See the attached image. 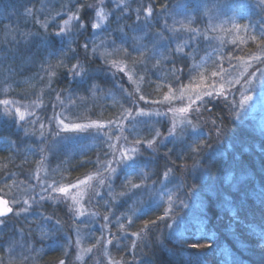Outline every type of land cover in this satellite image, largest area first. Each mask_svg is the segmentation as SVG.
<instances>
[{
	"label": "rangeland",
	"instance_id": "1",
	"mask_svg": "<svg viewBox=\"0 0 264 264\" xmlns=\"http://www.w3.org/2000/svg\"><path fill=\"white\" fill-rule=\"evenodd\" d=\"M131 1L105 0L104 4H100V0H0V87L4 88L9 81L12 85L15 84L13 82L18 81L21 73L28 72L33 77L34 72L43 64L42 69L47 77L46 88L43 89L46 91L50 87L55 94L48 106L35 99L23 102L10 98L2 100H8V104L0 102L2 113L7 114H0V119L10 116L18 125L26 123L25 126H29L26 131L29 134L25 136L36 137L37 144L28 152H34L41 162L31 166L29 172L33 174H29L25 180V194L6 199L14 211L8 217H3L6 223L0 228L2 264H9L10 261L11 264H42L46 253L52 250L63 254L65 264H110L106 257L109 246L106 242V223L99 224L103 234L93 242L91 238H95L93 230L98 217L96 200L99 195L126 172L136 174L130 175L131 180L143 172V162L136 169L125 163L118 166L115 162L120 160L123 149L135 147L134 141L142 140L138 133H134V138H127V130L138 131L145 126L148 130L146 136L151 139L155 134L154 130H159L167 136L168 129L175 122L179 133L184 127L181 121L187 114L170 109L186 106L187 95L191 91L200 90L196 89V85L201 82V76L204 77L203 82L208 84L215 82L219 85L221 82L235 79H239L240 83L231 85L227 99L223 96L213 98L210 104L200 108V114H191L190 118L197 128L189 131L200 133L198 137L193 136V140L202 141L208 138L209 134L217 138L210 121L216 118L218 113H215L220 107L231 121L254 122L256 127L264 129V104L260 102L261 96L264 95V77L256 73L251 87L244 81L255 67L264 69V64L252 61V66L246 67L243 61L232 58L243 57L247 60L251 55L260 54V48L249 37L261 36V30L264 29V0H171L170 9L154 11L148 20H145L142 13V26L137 27V22L130 24L129 31H125L129 32L127 37L116 31L113 37L104 39V34L110 29L109 22L114 11L122 10L123 15L128 16ZM78 7L81 9L79 15L85 21L99 19L96 12L101 7L106 13L111 12L105 22L106 30L94 31L90 26L86 30H79L77 22L73 21L69 25L73 33L70 38L53 36L52 33L58 31V26L68 18L66 13L76 12ZM29 9L32 10L31 14ZM134 12L136 13L135 9ZM38 21L47 23V30L42 28ZM145 31L149 33L146 38ZM133 37L137 39L134 40ZM47 39L58 41V44L65 46V53H61L64 59L67 58L65 60H71L77 49L76 45L82 48L81 45L89 43L88 51H92L91 46L95 44L99 54H104L100 56L101 59L114 60L120 67L127 66L126 70L121 72L104 60L100 72L97 73L107 76L109 86L99 95L91 94L92 91L87 88L86 83L93 81L87 78V74L74 76L69 73L68 81H62L52 87L53 71L47 70L43 62L51 50L50 46L46 45ZM112 40H115V44ZM234 40L236 43H233ZM133 43L140 52L132 51ZM249 46H253V49L250 50ZM126 47L130 55L122 50ZM82 54L86 56L84 52ZM133 58L137 61L135 65L132 63ZM229 61L236 67H230ZM80 63L83 64L82 61ZM221 66L226 73L223 79L212 77L213 72L221 71ZM184 67L186 68L183 72ZM177 69H182V72H177ZM152 73L155 75L153 79ZM177 77L180 84L189 87L182 89L177 83ZM150 85L154 88L149 89ZM225 87H229L227 83ZM3 92V95L8 94L9 90ZM182 92L184 96L180 99ZM244 95L252 96V100L241 108L239 105ZM140 96H143L144 100H140ZM165 96H175L178 99L165 100ZM109 103L110 107L106 108ZM17 108L25 113L24 120L19 118ZM205 108H211V112L205 111ZM129 109L132 116L124 119L126 110ZM138 109H143L149 115H138ZM115 110H120V113L113 122L95 117L105 116L107 113L110 116ZM230 111L239 112L240 118H235ZM97 123L100 127L95 126ZM73 124L87 127L79 130L65 127ZM228 141L222 133L218 141L214 142V148L222 149L223 142L228 144ZM182 145L178 140L176 143L166 141L164 145L157 141V145H154L156 151L153 152L142 144L139 146V152L142 153L139 160L143 155L148 159H167L165 153L169 149L174 153L179 151ZM95 148L101 149L105 158H95L92 162L95 164L94 168L87 176L60 185L58 177L67 171L68 165L74 162L76 156ZM213 152L211 149L204 152L198 158L199 163L203 156ZM108 161H113L112 167L117 168L116 173L112 175L105 170ZM196 161L189 162L188 165L184 162L179 164L188 166L187 169L182 168L185 175L194 174L199 165ZM81 180L85 183L75 188L70 187L68 194L52 191L53 187H69L77 185ZM101 180L103 184L100 183ZM16 188L18 192L19 186ZM182 191L181 198L186 203L189 202L193 192L185 195L183 188ZM23 208L28 210L21 211ZM17 212L20 214L16 215ZM47 217H51V220L46 219ZM57 220L60 221L59 225L56 224ZM76 228L80 230L78 237ZM88 248H92V252L86 251Z\"/></svg>",
	"mask_w": 264,
	"mask_h": 264
},
{
	"label": "trees",
	"instance_id": "2",
	"mask_svg": "<svg viewBox=\"0 0 264 264\" xmlns=\"http://www.w3.org/2000/svg\"><path fill=\"white\" fill-rule=\"evenodd\" d=\"M149 2L153 4L155 11H161L165 5L167 9L171 8V0H132L128 16H124L122 10L114 11L109 22L110 29L107 35L104 34V39L113 37L119 28L129 31V25L135 24L134 9L142 8ZM140 25L142 26L141 22L136 24L137 27ZM47 40L46 45L51 50L43 62L47 70L53 71L52 87L69 80V72L64 65L70 68L77 61H82L88 70L87 78L93 80L92 83H86L91 94L99 95L102 90L108 89L107 76L97 73L100 72L101 63L106 61L100 58L99 50L96 53L91 50L85 52L76 45L77 52L68 61L61 56V53H65V46L58 44V41ZM119 43L124 45L123 42ZM252 47L249 46V49L252 50ZM83 52L86 56H83ZM42 66L34 72L33 77L28 72L21 73L18 81L13 82L15 84L12 85L9 81L4 88L0 87V102L10 98L23 102L35 99L48 106L55 94L50 87L46 91L43 89L46 88L47 77ZM152 75L151 78H155L154 73ZM151 87L154 88L150 85L149 89ZM6 89L9 92L3 95V90ZM110 105L109 103L106 108ZM119 113L120 110H115L110 116L107 113L105 116L95 117L113 122L117 120ZM0 114L7 115L2 113L1 106ZM215 114L229 143L223 142L222 149H217L214 148V142L218 138H214L213 134L202 140L209 145L203 153L210 149L214 152L200 159L193 175H185L179 164L184 162L188 165L201 156L189 158L190 153L183 144L179 151L172 152L167 159L141 156L143 172L131 181L136 184L144 182L146 188L129 192L130 185L126 183V179H131L130 175L136 174L128 171L117 177L112 186L99 195L96 200L98 217L93 230L95 238L92 236L91 241L103 234L99 224L106 223L107 239L114 237L106 256L110 264H264V246H261L260 240V234L264 231V129L256 127L254 122L231 121L221 107ZM12 118L9 116L0 119V195L5 199L24 195L25 180L33 174L29 172L31 166L41 164L34 152H28L37 144L36 137L25 136L29 134L26 132L29 126H25L26 123L18 125ZM147 131L145 126L138 131L127 130V138H134V133H138L140 139L148 140L150 136H146ZM98 149L78 154L74 162L68 165L67 171L58 177L59 184L87 176L94 168L95 164L92 162L95 158H105L102 150ZM181 153L183 159L180 158ZM170 161H175L176 167L173 168ZM166 168H173L174 175L183 178L185 186L192 188L193 196L190 195L191 202H187V208H180L177 200V197L182 199V188L177 190L180 180H164L162 173ZM241 177L245 178L243 183H240ZM153 181L156 183L153 184ZM238 183L240 190L234 191L233 188ZM17 186L18 192V188L15 189ZM121 192L127 194L121 196ZM226 195L231 196L230 201L225 199ZM169 196L172 197V216L173 219H179L178 225L165 216L170 207ZM104 216H108V220L103 219ZM162 216L164 219H157ZM145 221L155 223L148 225V230L145 231ZM133 233H139V236H133ZM179 233L188 237L189 244L210 243L211 247L202 251L185 248L182 243L177 242ZM63 258L61 252L52 250L46 253L42 264H58Z\"/></svg>",
	"mask_w": 264,
	"mask_h": 264
},
{
	"label": "snow or ice",
	"instance_id": "3",
	"mask_svg": "<svg viewBox=\"0 0 264 264\" xmlns=\"http://www.w3.org/2000/svg\"><path fill=\"white\" fill-rule=\"evenodd\" d=\"M105 0H100V4H104ZM92 7V6H89ZM167 6H162L161 11H166ZM81 11V9L78 7L76 12H72V13H66L68 15V18L65 19L63 21L62 25L58 26V31L52 33V35L57 36V37H71L73 35V33L70 31L69 29V25L73 22L76 21L77 22V28L79 30H86L87 27H91V29H93L94 31H103L106 30L107 25H106V21L108 20L109 16L112 14L111 12L106 13L104 8H100V10L98 12H96V17H99V19H93L92 21H85L82 19V17L79 15V12ZM154 7L153 4L151 2L147 3L145 6H143L142 8H138L136 10V18H135V22H140L141 21V12L143 13L145 20H148L149 18H151L154 14ZM29 14L32 13V10L29 9L28 10ZM57 15H60V13H57ZM39 23H41V27L44 28L45 30H47L48 28V24L47 23H43L38 21ZM167 23V21H165V24ZM133 31H135V29H132ZM118 31H120L125 37H127V33L124 31V28H119ZM149 35V33L147 31L144 32V37L146 38ZM254 43L257 44V46L260 48V54L259 55H251L247 60H244L243 57H232L233 59H237L238 61H243L246 67H251L252 61H258L260 64H264V29L261 30V36H256V35H251L249 37ZM133 39H137L135 37H133ZM112 43L115 44V40H112ZM233 43H236V41L234 40ZM81 47L85 50V52H87L89 50V43H84L83 45H81ZM132 47V51L133 52H140V49L136 46L135 43H133L131 45ZM73 50L74 49H70ZM125 53H127L128 55H130V53H128V49L127 48H123L122 49ZM92 52L96 53L97 52V46L95 44H93L92 46ZM101 55H104L103 53ZM141 55H143V53H141ZM106 63H111L114 67H117L119 69V71L124 72L126 70V67H120L116 61H105ZM133 65H135L137 63V61L133 58L132 61ZM68 72L73 74L74 76H80V75H86L88 70L83 66V64H81L79 61H77V63L73 64L70 68L67 67V65H64ZM229 66L232 68H235V65L231 64V61H229ZM194 70V69H193ZM177 72H182V69H177ZM256 73H259L261 77H264V69H261L260 67H255L253 69L252 72L248 73V76L244 78V81L246 84L249 85V87H251L252 85V81L256 78ZM225 70L222 68L221 66V71L219 72H213L212 73V77H221L223 79V76L225 75ZM249 77H251L252 79H249ZM129 79H131V75H129ZM178 85L183 89L185 87H189V86H185L180 84L179 81V77L176 78ZM204 77L201 76V82L198 83L196 85V89H200L199 91H191L190 94L187 95V104L185 107L179 108V109H170V111L173 112H179V113H184L187 114L184 116V118L182 119L181 123L184 125V127H182L180 129V132L177 133V123L173 122L171 124V127L168 129L167 132V136H164L163 133H161L159 130H154L155 134L153 135V137L151 139L148 140H136L134 141V144L136 145L135 147L132 148H125L121 151V156H120V160L119 161H115L117 163V165L119 166L121 163H125L127 164L129 167L136 169L139 167L140 164V160H139V156L142 155V153L139 152V146L146 145L148 149H151L153 152L156 151L154 145H157V141H159V143L161 145H164L165 142H172V143H176L177 140L184 144L187 149L188 152L190 153L189 158H196V157H200L204 151L205 148L209 147V145L205 144L204 142L200 141L199 139L193 140V136L198 137L200 135L199 132L197 131H189V129H196L197 125L193 124L192 119L190 118L192 113H197L200 114V108L210 104L212 102L213 98H219L221 96H223L225 99H227V93L229 88L231 87V85L233 84H238L240 83L239 79H235V80H229V81H225V82H221L219 83V85H217L215 82L213 83H204ZM225 83L228 84V88L225 87ZM129 96H131V94H128ZM184 96V93H181V97H179L180 99H182ZM140 100H144L143 96L139 97ZM169 99H178V97L175 96H165V100H169ZM252 100V96L250 95H244L243 101L241 102V104L239 105V107H243L245 104H247L248 101ZM199 102V103H198ZM260 102L262 104H264V95L261 96V100ZM2 103L4 104H8L9 101L8 100H4L2 101ZM205 111L211 112V108H205ZM16 112L19 114V118L21 120H24L25 118V113L23 111H20L19 108L16 109ZM138 115H149L148 113H146L143 109H138L137 111ZM235 118L239 119L240 118V113L239 112H234ZM132 116V111L126 110V114L124 116V119H127L129 117ZM211 125L213 126V129L215 131V134L217 136V138L222 134V126L220 124L217 123L216 119H212L210 121ZM61 124H63V121H61ZM95 126L100 127V125L97 123L95 124ZM66 128L70 127L72 129H82L84 127H87L86 125H82V124H73V125H65ZM41 128H43V125H41ZM118 140L120 139L119 137L117 138ZM124 140L127 141V138L124 137ZM172 152V149H169L167 153H165L166 157H169L170 154ZM180 158L183 159V153L180 154ZM197 163H199V161H196ZM112 163L113 161H108L107 162V167H106V171L109 172L110 175L116 173L117 168L112 167ZM170 163H172L173 168L176 167V163L175 161H170ZM181 168L187 169L188 166L186 164H182L180 165ZM195 167V164L193 165V168ZM173 168H166L165 171H163L162 175L164 180H168L169 182H171V180L174 179H179L180 180V185L177 186V190L183 188L185 190V195H187L189 192L192 191V188L190 186H185V181L183 180V178L179 177V176H175L173 173ZM142 171V169H141ZM87 179H91V177H87ZM244 177H241V181L240 183H243L244 181ZM85 181L81 180L78 181L77 185H70L69 187H53L52 191L54 192H60V193H64V194H68L70 187L75 188L78 187L79 185L84 184ZM101 184H103V180L100 181ZM126 183L128 185H130V189L129 192H131L132 190H139V189H144L147 187V185L144 182H141L139 184L136 183H132L131 179H126ZM156 181H153V184H155ZM264 187V186H262ZM234 191H239L240 190V185L239 183L237 185L234 186L233 188ZM127 193L125 192H121L120 195L121 196H125ZM226 200H231V196H225ZM169 200V205L170 207L166 210L165 212V216H167L169 219H173L172 216V207H171V203H172V197L169 196L168 197ZM178 203H179V207L180 208H187L188 205L185 202L184 199H180L179 197H177ZM13 203H17L16 201H13ZM25 204H27V201L24 202ZM27 208H23L21 209V211H27ZM13 208L9 206V201L3 199V197H0V228H2L6 221L3 217H6L7 214L9 213H13ZM20 213L17 212L16 215H19ZM79 215H83V213H79ZM233 216H235V212H233ZM237 219H239L238 217H236ZM46 219L51 220V217H47ZM103 219L108 220V216H104ZM157 219H164V217H157ZM155 221H145V231L148 230V225L150 224H154ZM56 224L59 225L60 221L57 220ZM173 224L178 225L179 224V219H173ZM121 228H123V225L120 226ZM171 227V225H170ZM76 235L77 237L79 236V229L76 228ZM133 236H139V233H133ZM113 238H108L107 239V243L108 244H112L113 242ZM187 239L188 237L184 234V233H179L177 235V242L178 243H182L183 246L185 248H189V249H196V250H205L211 247L210 243H199V242H194V243H187ZM260 240H261V246H264V231L261 232L260 234ZM99 243V241H98ZM76 244H79V239L76 240ZM136 245L135 243H133V248H135ZM11 250V249H10ZM86 251L88 252H92V248H88L86 249ZM68 255V252H65V256ZM0 264H2V261H0ZM9 264H11V261L9 262ZM59 264H65V260L61 259L59 260Z\"/></svg>",
	"mask_w": 264,
	"mask_h": 264
},
{
	"label": "water",
	"instance_id": "4",
	"mask_svg": "<svg viewBox=\"0 0 264 264\" xmlns=\"http://www.w3.org/2000/svg\"><path fill=\"white\" fill-rule=\"evenodd\" d=\"M0 197H2V196L0 195ZM3 199H5V198H3ZM5 200H6V199H5ZM10 214H11V213L7 214V216H6V217H8ZM4 218H5V217H4Z\"/></svg>",
	"mask_w": 264,
	"mask_h": 264
}]
</instances>
